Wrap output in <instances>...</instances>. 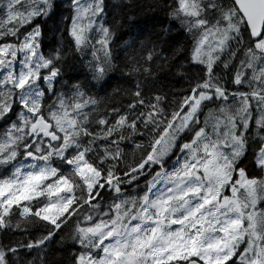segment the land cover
<instances>
[{
    "label": "snow or ice",
    "instance_id": "snow-or-ice-1",
    "mask_svg": "<svg viewBox=\"0 0 264 264\" xmlns=\"http://www.w3.org/2000/svg\"><path fill=\"white\" fill-rule=\"evenodd\" d=\"M0 264H264V0H0Z\"/></svg>",
    "mask_w": 264,
    "mask_h": 264
}]
</instances>
